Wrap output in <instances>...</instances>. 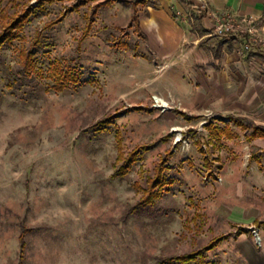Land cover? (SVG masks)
I'll return each mask as SVG.
<instances>
[{"label":"rangeland","instance_id":"obj_1","mask_svg":"<svg viewBox=\"0 0 264 264\" xmlns=\"http://www.w3.org/2000/svg\"><path fill=\"white\" fill-rule=\"evenodd\" d=\"M36 1L0 0V33L8 17L32 10L0 48V264H158L221 235L229 239L187 264H248L204 180L247 168L242 132L216 135L224 114L202 112L193 86L179 92L180 70L144 53L124 0L95 10L85 37L103 0L73 11L82 0ZM153 96L170 109L154 108ZM179 133L188 147L175 142ZM140 146L114 177L118 150ZM163 158L160 196L135 209ZM249 200L264 204L259 193Z\"/></svg>","mask_w":264,"mask_h":264},{"label":"crops","instance_id":"obj_2","mask_svg":"<svg viewBox=\"0 0 264 264\" xmlns=\"http://www.w3.org/2000/svg\"><path fill=\"white\" fill-rule=\"evenodd\" d=\"M123 2L132 7L131 20L144 53L153 62L168 63L169 69L180 70L182 96L186 97L187 87L193 86L192 102L198 103L202 112L209 108L224 114L225 127H215L216 135L233 139L232 125L242 132L249 153L241 166L247 168L241 172L225 170L222 177L204 180L224 202L218 213L239 239L242 258L248 264H264V204L249 200L251 194L264 197V49L240 53L241 41L213 34L217 16L229 14L253 18L264 36V0ZM253 227L263 235L260 246L249 241ZM221 236L226 237L223 241L229 239Z\"/></svg>","mask_w":264,"mask_h":264},{"label":"trees","instance_id":"obj_3","mask_svg":"<svg viewBox=\"0 0 264 264\" xmlns=\"http://www.w3.org/2000/svg\"><path fill=\"white\" fill-rule=\"evenodd\" d=\"M55 1H65V0H37L36 6L42 7L43 4H45V3L51 4ZM88 1H95V0H82L79 3H77L76 5H74L71 11L76 10V9L86 5V3H88ZM111 1H115V0H103L102 2H99L94 6V9L92 11V15L90 17H88V19H87L83 37H85L90 32V30L92 28L93 16L95 15V10L104 6V5L109 4ZM143 1H145V0H140V2H143ZM138 2H135V4H137ZM31 14H32V10L29 7H26L25 9L18 11L15 15L11 16L10 18L8 17L9 22H7V25L5 26V28H3L2 32L0 33V48L2 47L4 42L11 41L17 36V32H20L23 29L25 23L28 21ZM59 22H60L59 19L53 20L52 22H50L47 25V27L50 28ZM136 29H138L137 26H136ZM106 123H110V122H106ZM208 126H210V124ZM217 135H219V134H217ZM142 148H144V149H142ZM199 148H200L201 152H204L202 146H199ZM118 149H120V148L118 147ZM139 149L145 150L146 148L143 146H140L139 148H135L133 151H131L130 153H128L126 155H124L121 152V150H118V154H117V157H116V160L114 163V168H115L114 173H113L114 177L123 178L126 175V173L129 171L132 164H134L136 162L139 151H141ZM165 169H166V160H165V158H163L159 161V165L157 167V171H156L155 175L153 177L149 178L148 190L144 193L145 194L144 198L135 207V209H138L141 206L147 207V206L151 205L153 203V201L160 196L161 191L158 187H162L163 184H165L164 182H166L165 178H164ZM156 189H158V190H156ZM225 238H226L225 236L214 238L208 243V245L204 246L203 248H201L199 250H195L189 254H185V255H181V256H177V257H171L169 259L160 260L158 262V264H171L172 262H180V263L187 264L190 262H195L196 260L202 261L204 258V254L215 249L217 247V245L220 242H222Z\"/></svg>","mask_w":264,"mask_h":264},{"label":"built area","instance_id":"obj_4","mask_svg":"<svg viewBox=\"0 0 264 264\" xmlns=\"http://www.w3.org/2000/svg\"><path fill=\"white\" fill-rule=\"evenodd\" d=\"M213 34L217 37L237 39L240 42V53L249 52L253 48L264 49V36L259 33L256 20L251 17L236 18L229 14L217 16L213 27ZM153 107L165 112L170 109L169 101L159 96H153ZM211 117V114L209 115ZM175 142H182L184 147H188L186 140L181 139V134L176 137ZM206 180V178H204ZM250 234L254 238L257 246L261 244L259 230L255 227L250 229Z\"/></svg>","mask_w":264,"mask_h":264}]
</instances>
